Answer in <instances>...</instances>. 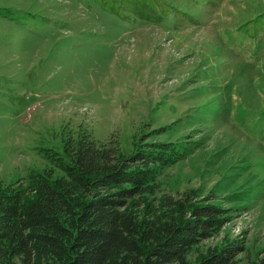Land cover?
<instances>
[{"label":"rangeland","instance_id":"obj_1","mask_svg":"<svg viewBox=\"0 0 264 264\" xmlns=\"http://www.w3.org/2000/svg\"><path fill=\"white\" fill-rule=\"evenodd\" d=\"M168 1L193 18L148 21L110 1L0 0L52 29L0 41V182L25 184L81 133L127 154L182 143L137 211L187 195L218 203L232 219L189 260L236 240V264H264V0ZM10 25L0 17V39L20 30Z\"/></svg>","mask_w":264,"mask_h":264},{"label":"trees","instance_id":"obj_2","mask_svg":"<svg viewBox=\"0 0 264 264\" xmlns=\"http://www.w3.org/2000/svg\"><path fill=\"white\" fill-rule=\"evenodd\" d=\"M95 1L119 3L148 21L168 14L193 18L168 0ZM0 17L20 29L18 41L0 39L5 47L50 29L51 18L7 5L0 6ZM64 151L48 153L52 167L25 184L0 182V264H236L244 248L236 240L195 261L188 257L232 219L230 209L188 195L158 208L148 203L144 214L136 209V196L152 191L160 170L184 156V144L147 142L127 154L81 133L66 140Z\"/></svg>","mask_w":264,"mask_h":264}]
</instances>
